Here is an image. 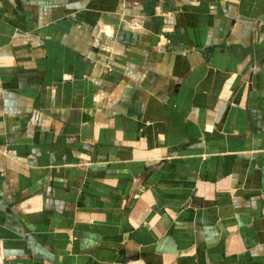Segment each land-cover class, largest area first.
Listing matches in <instances>:
<instances>
[{
	"label": "crops",
	"instance_id": "0c3cea01",
	"mask_svg": "<svg viewBox=\"0 0 264 264\" xmlns=\"http://www.w3.org/2000/svg\"><path fill=\"white\" fill-rule=\"evenodd\" d=\"M0 264H264V0H0Z\"/></svg>",
	"mask_w": 264,
	"mask_h": 264
}]
</instances>
